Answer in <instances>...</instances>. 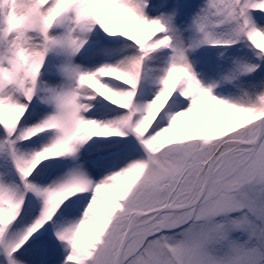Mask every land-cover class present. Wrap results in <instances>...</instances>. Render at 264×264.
Listing matches in <instances>:
<instances>
[{"label": "snow or ice", "instance_id": "obj_1", "mask_svg": "<svg viewBox=\"0 0 264 264\" xmlns=\"http://www.w3.org/2000/svg\"><path fill=\"white\" fill-rule=\"evenodd\" d=\"M0 264H264V0H0Z\"/></svg>", "mask_w": 264, "mask_h": 264}]
</instances>
